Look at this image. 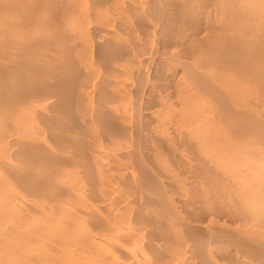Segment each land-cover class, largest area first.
I'll return each mask as SVG.
<instances>
[{
    "label": "bare ground",
    "instance_id": "bare-ground-1",
    "mask_svg": "<svg viewBox=\"0 0 264 264\" xmlns=\"http://www.w3.org/2000/svg\"><path fill=\"white\" fill-rule=\"evenodd\" d=\"M0 264H264V0H0Z\"/></svg>",
    "mask_w": 264,
    "mask_h": 264
}]
</instances>
